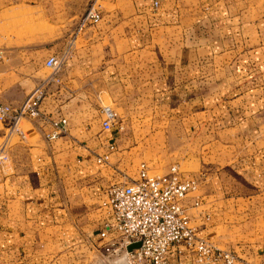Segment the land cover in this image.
<instances>
[{"label": "crops", "instance_id": "0c3cea01", "mask_svg": "<svg viewBox=\"0 0 264 264\" xmlns=\"http://www.w3.org/2000/svg\"><path fill=\"white\" fill-rule=\"evenodd\" d=\"M108 4L83 26L67 0L24 4L42 10L50 30L0 42V101L11 105L50 78L47 56L63 55L40 111L66 120L54 140L42 139L51 128L38 118L32 142L7 145L0 124V264H114L99 247L113 237H99L110 219L107 188L134 179L140 163L154 174L172 164L210 170L198 185L201 205H184L197 235L217 247L226 216L246 227L248 197L258 200L254 218L264 217V0ZM104 105L116 114L108 130L100 127ZM236 185L251 196L228 193ZM262 227L250 244L220 247L233 264H264ZM168 257L186 254L170 249Z\"/></svg>", "mask_w": 264, "mask_h": 264}, {"label": "built area", "instance_id": "2783aa9c", "mask_svg": "<svg viewBox=\"0 0 264 264\" xmlns=\"http://www.w3.org/2000/svg\"><path fill=\"white\" fill-rule=\"evenodd\" d=\"M100 19L97 9L90 5L80 17L81 26L95 24ZM0 51V58H1ZM63 61V55L51 54L44 59L43 65L50 70L49 79L42 80L18 105L0 101V124L5 135L15 134L19 141L30 143L38 132L32 121L44 120L50 131L42 133L43 140L56 139L65 131L64 118H45L40 111V103L45 94V83L54 78ZM100 127L108 130L116 123V114L110 106L100 107ZM22 123L31 127L32 141H28L22 129ZM107 159V154L95 159L100 163ZM7 160L5 151L0 148V163ZM177 165L172 164L161 174L150 173L144 163L137 168L134 179L111 185L107 188L104 202L109 208L110 219L103 224L100 238L108 233L113 237L101 244L102 252L113 257L118 264H233L236 256L226 249L217 247L204 237L198 236L188 207L184 201L191 200L189 208L201 205L204 197L197 193L203 174L183 175ZM138 243L130 251L126 247ZM174 249L178 256L186 258L170 260L168 252ZM247 264V263H245Z\"/></svg>", "mask_w": 264, "mask_h": 264}, {"label": "rangeland", "instance_id": "374dc122", "mask_svg": "<svg viewBox=\"0 0 264 264\" xmlns=\"http://www.w3.org/2000/svg\"><path fill=\"white\" fill-rule=\"evenodd\" d=\"M18 1H21L22 4H17ZM37 1L42 5L43 0H0V35L1 39L0 42L4 43V45H10L13 41L15 43L22 44L28 41V38L33 37L36 34H41L45 31H49L50 27L46 25L42 18V10H34L30 9L27 5L24 4H34ZM110 0H67V4L71 6L72 9L76 8V12H84L90 5H93L97 11L99 12L100 16L106 10H110L111 5L108 4ZM17 4V5H16ZM14 37L15 40L11 38ZM49 71L48 69H46ZM22 129L24 131L25 137L28 141H32V129L29 125L22 123ZM3 130L0 127V131ZM7 132V131H4ZM18 137L15 134H12L10 138L6 141L5 145L13 143L17 141ZM5 142V137L0 140V143ZM176 165V164H175ZM194 165L189 164H181L178 168L181 171H190L193 169L196 171L195 168L192 167ZM210 170H201L196 171V173H201L203 176L201 177L204 179L208 176V172ZM232 188V187H231ZM239 191L251 196L252 193H249L245 189H243L240 185H236L235 192L230 190L228 193L237 194ZM247 206L245 210V223L246 227H240V223L244 220L239 221L234 218H226L225 221L222 223V226L216 228L217 237L219 240L217 241L220 244V247L229 248L231 244L237 243H252L253 241L258 240L263 234L260 235V230L263 228L264 225V217H259L258 215L254 218L255 210L258 212V200L254 199L253 197L247 198ZM216 197L212 196L211 201H215ZM264 208V203L262 204ZM244 219V218H243ZM234 226V227H232ZM262 227V228H260ZM235 228V229H234ZM122 264V263H118Z\"/></svg>", "mask_w": 264, "mask_h": 264}, {"label": "water", "instance_id": "95a60500", "mask_svg": "<svg viewBox=\"0 0 264 264\" xmlns=\"http://www.w3.org/2000/svg\"><path fill=\"white\" fill-rule=\"evenodd\" d=\"M138 243H133V244H130V245H128L127 247H126V250L127 251H130V250H132L133 248H136V247H138Z\"/></svg>", "mask_w": 264, "mask_h": 264}]
</instances>
